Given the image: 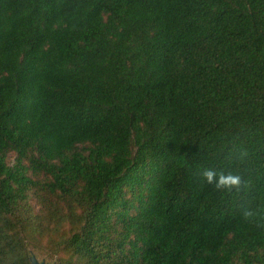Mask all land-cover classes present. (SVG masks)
<instances>
[{
	"label": "trees",
	"instance_id": "1",
	"mask_svg": "<svg viewBox=\"0 0 264 264\" xmlns=\"http://www.w3.org/2000/svg\"><path fill=\"white\" fill-rule=\"evenodd\" d=\"M32 255L264 264V0H0V264Z\"/></svg>",
	"mask_w": 264,
	"mask_h": 264
},
{
	"label": "clouds",
	"instance_id": "2",
	"mask_svg": "<svg viewBox=\"0 0 264 264\" xmlns=\"http://www.w3.org/2000/svg\"><path fill=\"white\" fill-rule=\"evenodd\" d=\"M201 175L203 176L206 183L212 184L215 181V188H224L226 190H231L233 187L239 189L241 184V177L238 174L229 172L227 174L221 172L217 173L214 169H205ZM251 213H245V216H249Z\"/></svg>",
	"mask_w": 264,
	"mask_h": 264
},
{
	"label": "water",
	"instance_id": "3",
	"mask_svg": "<svg viewBox=\"0 0 264 264\" xmlns=\"http://www.w3.org/2000/svg\"><path fill=\"white\" fill-rule=\"evenodd\" d=\"M30 260H31V264H53V263H51V262H46L45 260H41V261H39V260L36 258V256H34V255L31 256Z\"/></svg>",
	"mask_w": 264,
	"mask_h": 264
},
{
	"label": "rangeland",
	"instance_id": "4",
	"mask_svg": "<svg viewBox=\"0 0 264 264\" xmlns=\"http://www.w3.org/2000/svg\"><path fill=\"white\" fill-rule=\"evenodd\" d=\"M13 156H14L13 153L9 155V160H10V161H13ZM33 202L35 203V201H33Z\"/></svg>",
	"mask_w": 264,
	"mask_h": 264
}]
</instances>
